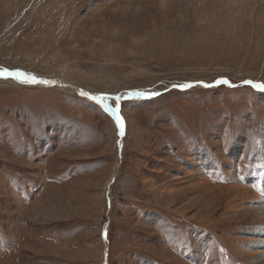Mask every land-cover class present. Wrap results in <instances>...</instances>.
Segmentation results:
<instances>
[{
    "label": "rangeland",
    "instance_id": "374dc122",
    "mask_svg": "<svg viewBox=\"0 0 264 264\" xmlns=\"http://www.w3.org/2000/svg\"><path fill=\"white\" fill-rule=\"evenodd\" d=\"M4 68L0 264L258 262L264 0H0Z\"/></svg>",
    "mask_w": 264,
    "mask_h": 264
},
{
    "label": "snow or ice",
    "instance_id": "6c2138e0",
    "mask_svg": "<svg viewBox=\"0 0 264 264\" xmlns=\"http://www.w3.org/2000/svg\"><path fill=\"white\" fill-rule=\"evenodd\" d=\"M12 77L14 79L19 80L21 83H50L49 81H39L37 80L36 77L31 76L29 74H26L21 71H10L6 68L0 69V78H8ZM216 84H225L230 87L234 86L232 85L227 79H220L216 81ZM243 85H249L253 89H256L260 92H264V82H258V81H252V80H245L242 81ZM191 84H180V85H173V87H179L181 89L191 87ZM204 86H209V85H204ZM158 93H152V95H157ZM80 95L87 97L89 100L94 101L95 103L99 104L101 107L104 108L105 111L110 112L114 118L115 122L117 125V128L119 130V135L123 136L124 135V121L123 118L119 115V100L121 99L120 97H116L117 105L115 109H112L110 106L107 105L106 101L109 99L108 96L106 95H90L89 93L86 92H81ZM135 95L143 97L145 94L144 93H136Z\"/></svg>",
    "mask_w": 264,
    "mask_h": 264
},
{
    "label": "bare ground",
    "instance_id": "6f19581e",
    "mask_svg": "<svg viewBox=\"0 0 264 264\" xmlns=\"http://www.w3.org/2000/svg\"><path fill=\"white\" fill-rule=\"evenodd\" d=\"M62 87L61 85H58V87ZM264 212V211H263ZM258 248L263 250L262 253H260L257 258H258V262L256 264H264V236H263V239H261L259 242H258Z\"/></svg>",
    "mask_w": 264,
    "mask_h": 264
},
{
    "label": "trees",
    "instance_id": "16d2710c",
    "mask_svg": "<svg viewBox=\"0 0 264 264\" xmlns=\"http://www.w3.org/2000/svg\"><path fill=\"white\" fill-rule=\"evenodd\" d=\"M253 89V88H252ZM258 95H262L261 93H258Z\"/></svg>",
    "mask_w": 264,
    "mask_h": 264
},
{
    "label": "water",
    "instance_id": "95a60500",
    "mask_svg": "<svg viewBox=\"0 0 264 264\" xmlns=\"http://www.w3.org/2000/svg\"><path fill=\"white\" fill-rule=\"evenodd\" d=\"M62 86V85H61ZM68 86V85H67Z\"/></svg>",
    "mask_w": 264,
    "mask_h": 264
}]
</instances>
